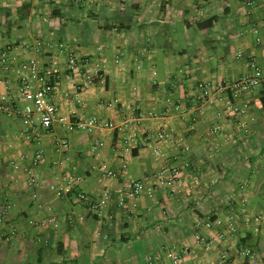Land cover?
<instances>
[{"label":"crops","instance_id":"0c3cea01","mask_svg":"<svg viewBox=\"0 0 264 264\" xmlns=\"http://www.w3.org/2000/svg\"><path fill=\"white\" fill-rule=\"evenodd\" d=\"M23 6L31 11L21 22ZM212 19L211 29L197 28ZM37 40L65 44L83 71H98L83 91L70 53L59 55L61 116L114 127L47 131L38 117L25 127L1 109L19 76L0 64V210L10 211L0 264H173L172 250L184 264H252L240 255L246 249L264 264V83L239 97L219 91L251 75L252 62L264 68V0H0V54ZM57 51L35 55L47 65ZM207 89L216 102L199 101ZM229 99L247 103L248 114L227 110ZM163 128L171 139L158 137ZM175 167L173 187L124 193L130 181L154 188L155 176ZM228 226L235 231L220 239Z\"/></svg>","mask_w":264,"mask_h":264},{"label":"built area","instance_id":"2783aa9c","mask_svg":"<svg viewBox=\"0 0 264 264\" xmlns=\"http://www.w3.org/2000/svg\"><path fill=\"white\" fill-rule=\"evenodd\" d=\"M86 0H69V3L80 4L84 3ZM160 3L171 2L172 0H158ZM54 47L57 49L58 54L52 56L49 64H43L40 60L39 54L45 49ZM67 46L63 43H58L55 46L45 43L43 41L37 40L33 44H21L16 46H8L0 54V64L2 68L8 74L16 71L19 76V83L16 89L12 86L11 81H8V97L7 103L1 107L8 115H15L25 127H35L36 117L39 118L41 126L50 131L53 129L55 123H59L64 126L69 132H87L94 133L96 131H103L105 129H110L114 127L113 123L102 121L98 118H88L86 120H79L77 122H72L66 116H61L60 108L54 100V93L56 90V85L60 78V65H59V55L70 53L69 63L71 68L78 74L80 79L79 84L83 91L88 90L93 86L97 72L94 71H83L84 65H80L81 60L77 56L68 52ZM22 54H28V57H23ZM240 52L238 55H241ZM21 56L23 57L22 60ZM18 67L13 70V63L18 62ZM252 73L249 76L242 77L236 81L229 83L223 82L219 85V91L225 94H233L234 97H239L241 94L249 93L255 88L261 86L264 83V68L252 62ZM14 91V92H13ZM199 101L204 103L206 101L216 102L217 98L214 97L211 89H207L199 96ZM227 110L233 112L238 118L244 117L249 112V105L247 103L237 104L231 99L227 100ZM221 126L216 127V131H221ZM120 131H124V128H120ZM173 132L163 128L158 132V137L163 140H168L172 138ZM27 138L30 135H26ZM135 138V137H133ZM132 137L128 138L129 141H133ZM231 139V138H229ZM228 140V139H227ZM230 141V140H228ZM66 146L65 143H63ZM102 142L97 141L96 146H101ZM214 150H219L217 147ZM42 155L37 154L33 164L36 166L39 164ZM2 168V162L0 161V169ZM180 170L179 168L162 169L156 176V185L154 188H148V184L145 181H130L125 184L124 193L127 195L140 197L146 191H156L158 188H171L173 187L179 178ZM110 177H117L115 172H109ZM34 180L30 181V185L34 184ZM64 188L56 189L57 192H63ZM74 199L76 201H84L90 204V207L97 212H100V205L94 199L90 198L83 192L74 193ZM120 204H124V197L120 199ZM9 208L3 207L0 210V223L6 224L9 222L10 218ZM218 224H222L218 221ZM204 227L210 229L213 224L210 221L204 223ZM227 231V232H226ZM223 233L218 234V237L222 240L227 238L228 233H233L235 228L233 226H228L227 230ZM15 234V231L12 232ZM197 240L199 242L205 243L206 246L211 245V241H207L202 235H197ZM240 255L249 259L252 264H258L254 253L250 249L240 251ZM169 259L173 264H184L182 262L181 255L172 250L168 255ZM212 264V263H211ZM213 264H232L229 263L227 259L221 260L219 263Z\"/></svg>","mask_w":264,"mask_h":264},{"label":"trees","instance_id":"16d2710c","mask_svg":"<svg viewBox=\"0 0 264 264\" xmlns=\"http://www.w3.org/2000/svg\"><path fill=\"white\" fill-rule=\"evenodd\" d=\"M75 4V3H72ZM31 7L30 6H23L18 9L17 14H18V21L24 22L28 19L30 15ZM214 21L215 19H212L211 21L207 23H199L197 28H200L201 30H208L211 29L214 26Z\"/></svg>","mask_w":264,"mask_h":264}]
</instances>
